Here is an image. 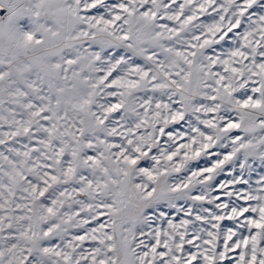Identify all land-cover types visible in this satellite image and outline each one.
Wrapping results in <instances>:
<instances>
[{"label":"rangeland","instance_id":"obj_1","mask_svg":"<svg viewBox=\"0 0 264 264\" xmlns=\"http://www.w3.org/2000/svg\"><path fill=\"white\" fill-rule=\"evenodd\" d=\"M0 264H264V0L0 4Z\"/></svg>","mask_w":264,"mask_h":264},{"label":"bare ground","instance_id":"obj_2","mask_svg":"<svg viewBox=\"0 0 264 264\" xmlns=\"http://www.w3.org/2000/svg\"><path fill=\"white\" fill-rule=\"evenodd\" d=\"M11 2H12V0H0V4H1L3 7H7V6H9Z\"/></svg>","mask_w":264,"mask_h":264}]
</instances>
